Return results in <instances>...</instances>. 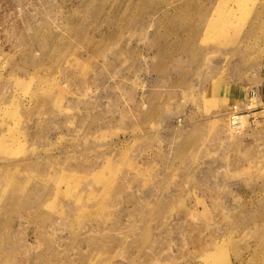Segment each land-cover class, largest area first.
Wrapping results in <instances>:
<instances>
[{"label": "rangeland", "instance_id": "1", "mask_svg": "<svg viewBox=\"0 0 264 264\" xmlns=\"http://www.w3.org/2000/svg\"><path fill=\"white\" fill-rule=\"evenodd\" d=\"M263 64L264 0H0V264H264Z\"/></svg>", "mask_w": 264, "mask_h": 264}, {"label": "built area", "instance_id": "2", "mask_svg": "<svg viewBox=\"0 0 264 264\" xmlns=\"http://www.w3.org/2000/svg\"><path fill=\"white\" fill-rule=\"evenodd\" d=\"M260 78V85L249 89L247 100L242 104H232L228 111V117L232 124V128L237 133H241L246 130L247 122L255 123L257 119H261L259 117H255V115L261 114L264 109V64L260 69Z\"/></svg>", "mask_w": 264, "mask_h": 264}]
</instances>
